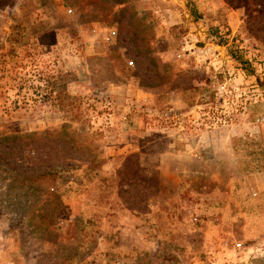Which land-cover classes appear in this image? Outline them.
<instances>
[{
	"label": "rangeland",
	"instance_id": "rangeland-1",
	"mask_svg": "<svg viewBox=\"0 0 264 264\" xmlns=\"http://www.w3.org/2000/svg\"><path fill=\"white\" fill-rule=\"evenodd\" d=\"M0 264H264V0H0Z\"/></svg>",
	"mask_w": 264,
	"mask_h": 264
},
{
	"label": "built area",
	"instance_id": "built-area-1",
	"mask_svg": "<svg viewBox=\"0 0 264 264\" xmlns=\"http://www.w3.org/2000/svg\"><path fill=\"white\" fill-rule=\"evenodd\" d=\"M67 11H70V10L68 9ZM181 49L182 50L184 49L183 51L185 50L190 51V53H192L193 58L196 62H200V61L204 62L206 60L209 61L208 55L209 56L213 54L218 55L217 51L216 52L210 51L211 48L207 45H204L202 48H197V47H194L193 43H191V45L188 48H185V46H183Z\"/></svg>",
	"mask_w": 264,
	"mask_h": 264
},
{
	"label": "trees",
	"instance_id": "trees-1",
	"mask_svg": "<svg viewBox=\"0 0 264 264\" xmlns=\"http://www.w3.org/2000/svg\"><path fill=\"white\" fill-rule=\"evenodd\" d=\"M231 56L234 59H236L237 62H239L242 65L241 67H243L246 70L245 66L248 65V62L245 59L241 58L240 56L234 55V54H231Z\"/></svg>",
	"mask_w": 264,
	"mask_h": 264
},
{
	"label": "crops",
	"instance_id": "crops-1",
	"mask_svg": "<svg viewBox=\"0 0 264 264\" xmlns=\"http://www.w3.org/2000/svg\"><path fill=\"white\" fill-rule=\"evenodd\" d=\"M213 229V228H212ZM207 232L205 233L206 236H205V240H211V237H210V234H207L208 233V229L206 228ZM210 233V232H209Z\"/></svg>",
	"mask_w": 264,
	"mask_h": 264
}]
</instances>
